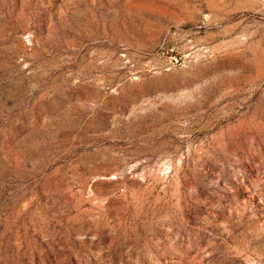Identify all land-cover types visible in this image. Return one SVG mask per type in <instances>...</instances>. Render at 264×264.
Here are the masks:
<instances>
[{"label": "rangeland", "instance_id": "1", "mask_svg": "<svg viewBox=\"0 0 264 264\" xmlns=\"http://www.w3.org/2000/svg\"><path fill=\"white\" fill-rule=\"evenodd\" d=\"M0 264H264V0H0Z\"/></svg>", "mask_w": 264, "mask_h": 264}]
</instances>
